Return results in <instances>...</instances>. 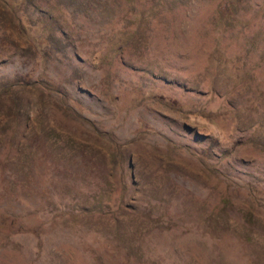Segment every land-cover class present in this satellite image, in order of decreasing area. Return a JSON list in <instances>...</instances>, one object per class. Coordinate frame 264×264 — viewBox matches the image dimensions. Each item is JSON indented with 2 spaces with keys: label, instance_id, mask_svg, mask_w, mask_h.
Instances as JSON below:
<instances>
[{
  "label": "rangeland",
  "instance_id": "rangeland-1",
  "mask_svg": "<svg viewBox=\"0 0 264 264\" xmlns=\"http://www.w3.org/2000/svg\"><path fill=\"white\" fill-rule=\"evenodd\" d=\"M0 211V264H264V0H0Z\"/></svg>",
  "mask_w": 264,
  "mask_h": 264
},
{
  "label": "trees",
  "instance_id": "trees-1",
  "mask_svg": "<svg viewBox=\"0 0 264 264\" xmlns=\"http://www.w3.org/2000/svg\"><path fill=\"white\" fill-rule=\"evenodd\" d=\"M14 220H16L15 217L10 216L7 213L0 211V224L1 225H3L4 223L7 222L9 224L8 226L12 228V227H14V225H17V224H15ZM16 229H20V226H18V228H16Z\"/></svg>",
  "mask_w": 264,
  "mask_h": 264
}]
</instances>
